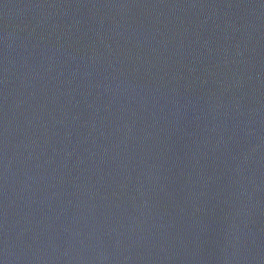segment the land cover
Wrapping results in <instances>:
<instances>
[{"label":"water","instance_id":"water-1","mask_svg":"<svg viewBox=\"0 0 264 264\" xmlns=\"http://www.w3.org/2000/svg\"><path fill=\"white\" fill-rule=\"evenodd\" d=\"M0 264H264V0H0Z\"/></svg>","mask_w":264,"mask_h":264}]
</instances>
